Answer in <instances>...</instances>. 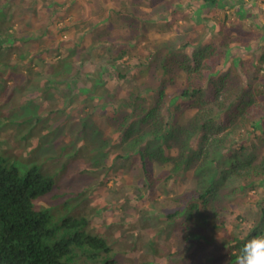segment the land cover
<instances>
[{
    "label": "trees",
    "instance_id": "1",
    "mask_svg": "<svg viewBox=\"0 0 264 264\" xmlns=\"http://www.w3.org/2000/svg\"><path fill=\"white\" fill-rule=\"evenodd\" d=\"M44 1L32 2L43 8ZM52 1L55 10L48 22L55 23L54 14L56 17L62 8H77L83 20H92L91 23L87 21L89 25L85 30L94 40L93 48L100 44L105 50L96 65L97 68L102 66L110 80L99 83V95L101 89L106 92L100 97L105 103L117 106L115 118L128 125L127 129L117 127L121 133L118 135L121 149L114 154L115 160L133 157L149 181H153L149 177L155 172V164L170 167L166 174L180 173L184 182L189 180L190 168L198 166L199 177L192 178L188 191H181L182 194H176L173 199L176 212L181 208L179 213L187 215L189 223L185 227L183 259L200 264H234L243 244L257 232H264V83H260L261 66L256 64L251 68L237 56L239 47L234 43L240 42L241 33L230 34L231 38L224 34L217 42L211 39V36L218 39L212 33L199 36L194 26L190 29L178 26L172 37L166 36L163 24L161 29L160 24L151 29L147 25L151 21L172 16L174 22L169 24H174L186 17L179 14L180 8L172 7L174 0H113L115 5L119 1L120 10H111L108 20H103L105 15L95 10L107 0ZM204 1L210 2L213 8L221 0H198L200 7ZM228 1L224 0L222 5ZM190 2L186 4L191 5ZM52 5L44 7L50 9ZM146 5L151 7L150 13L144 10ZM187 7L185 5V9ZM71 12L67 11L71 19L66 26H79V17H72ZM190 19L200 23L197 17ZM23 22H18L22 32L13 41L25 45L36 30L30 31ZM43 33L51 35L50 24L44 26ZM156 34L162 35L161 39H156L147 52L140 51L147 56L137 68L130 62L131 46L133 43L143 46L142 39ZM81 44L78 46L82 47ZM11 51L16 55H28L26 48L15 45ZM82 55L92 59L97 53L89 49ZM87 61L82 59L79 68L83 70ZM75 62L73 60L72 67L78 66L79 62ZM66 66L60 71L67 73L60 75L65 81L52 79L45 86L50 87L55 82L73 88L74 79L66 77L73 76L74 72L70 64ZM54 68V76L48 77L60 74L56 72L59 64ZM93 72L89 73H98ZM179 97L187 100L179 103V111L174 112L169 121L166 112ZM47 98L51 99L50 103L47 101L51 106L53 99ZM64 103L62 101V107L66 108ZM94 103L92 101V105ZM188 108L198 111L184 122L182 114ZM87 111L91 117L96 114V109L88 108ZM32 120L33 117H26L22 120L23 126L28 127ZM143 139L149 140V151H140L138 141ZM172 149L177 155L170 152ZM130 151L137 155L128 154ZM102 184L101 181L97 186L102 187ZM54 185V178L37 168L21 173L17 168H9L6 159L0 158V264H73L79 249L90 250L88 257L92 261L97 257L96 252L111 251L107 238L84 231L88 225L86 218L66 219L61 226L65 237L54 246L47 245L46 241L55 236L56 230L49 227L51 215L37 210L34 201L50 193ZM252 195L259 196L256 205L261 218L249 227L247 235H242L231 219L248 222L243 209L254 202ZM126 200L124 197L120 202L126 204ZM168 217L172 219L173 214ZM208 229L221 230L222 237H214ZM198 240L204 243L196 251L191 245Z\"/></svg>",
    "mask_w": 264,
    "mask_h": 264
},
{
    "label": "rangeland",
    "instance_id": "2",
    "mask_svg": "<svg viewBox=\"0 0 264 264\" xmlns=\"http://www.w3.org/2000/svg\"><path fill=\"white\" fill-rule=\"evenodd\" d=\"M32 1L0 0V158L6 159L9 168H17L21 173L37 168L54 178L53 190L34 201L37 210L47 211L51 215L49 227L56 230L55 236L46 241L47 245L54 246L57 241L65 237V230L61 226L66 219L87 217L91 222L83 228L84 231L92 236L107 238L111 251L96 252L97 257L92 261L88 257L90 250L79 249L76 251L73 264H200L183 259L185 227L189 223L187 215L179 213L181 208L178 207L176 212L173 202L176 194L178 196L181 191H188L192 186V178L199 177L198 166L190 168L187 177L189 180L184 182L181 178H177V175L173 178L167 177L166 171L170 167L156 165V176L163 179L152 187L146 185L142 167H138L133 157L115 160L114 154L121 149V138L118 135H107L102 131L104 123H97L96 119L107 113L105 106L101 105L104 102L103 97H100L99 108L97 105H92V101L93 103L98 101V80L97 74L92 75L89 72L97 70L96 63L99 62L100 55L105 53L100 44H96L93 48L94 40L85 30L89 25L88 22L91 23L92 20L90 18L88 22L83 20L82 12L77 8L71 10L62 8L60 10L63 11H60L56 17L54 14L55 23L54 21L50 23L49 17H53L55 10L53 1L43 0V8ZM190 1L194 4H186ZM256 1L258 5H264V0ZM174 3L179 7L188 5L183 10V13L187 14L185 21L174 24V28L177 29L178 25L185 24L184 27L190 29L194 26L199 33H203V24L195 23L187 17L189 15L191 18H196L195 0H181V2L174 0ZM242 3L249 5L246 0ZM31 4H33L32 10L28 8ZM49 4L53 7L50 9L44 7ZM230 4L236 5L235 0H231ZM143 8L148 13L152 11L150 7ZM95 10L105 15L103 20H108L111 10L114 12L120 10V3L118 1L115 5L113 0H107ZM67 11H72V17H79V26L74 24V26H66L71 19V16H67ZM156 17L158 18V15ZM171 19V17L164 21L157 19L147 25L155 29L153 28L157 25L155 22L162 25L167 24ZM21 21H24L30 31L36 30L33 38L25 41V48L29 53L24 62L31 66L38 63V66L35 65L38 74H42L45 68L52 64H59L56 72L60 73L61 68H67V64L71 66L73 60L76 61L75 64L79 62L76 64L78 66L82 63V59L89 60L83 70L71 66L74 68V75L66 78L74 79L73 88L55 82L50 87H46L48 80L65 81L60 75L67 73L57 74L55 78L26 75L24 70L29 67L24 65L22 55H9L7 34L15 33L16 26ZM46 24H50L51 35L43 33ZM117 27L121 26L117 24ZM247 29L248 25L246 31ZM21 32L20 29L17 35ZM165 32L167 37L168 34L169 36L173 34L169 29H165ZM159 35L142 39L143 48L140 46L142 44H138L130 56L133 65L137 68L142 65L147 53L141 54L140 49L147 52L151 44L161 37ZM89 49L97 53L94 55L96 59L95 57L88 59L82 55V52ZM38 55H41L40 60ZM237 56L252 58L251 55H246L245 51L243 55ZM254 58L244 61L245 64L251 68L255 67L257 58ZM51 70L52 68H49V73ZM53 72L54 70L50 75H53ZM102 94L105 95L106 92L101 89L100 95ZM47 97L53 99L54 103L51 106L47 103V101L50 103L51 99ZM185 100L179 97L172 103L166 112L169 121L172 114L174 116V112L179 111V103ZM62 101L63 103L66 101L64 103L66 108L62 107ZM88 108L96 109L93 117L88 114ZM195 113L196 110H188L182 114L184 122L190 120ZM25 116L35 118L29 122L28 127H24L22 123V118ZM236 146L239 147V143ZM174 153L177 154V151ZM128 154L137 155L135 151H130ZM101 181L102 187L97 186ZM88 183L90 185L87 188ZM260 191L263 192V188ZM124 197L127 199L126 204L120 202ZM251 200L254 202H250L247 208L243 209L248 222L231 219L235 229L241 231L242 235H247L249 227L256 225L261 218L260 210L256 205L259 196L252 195ZM170 213L173 214L172 219L168 217ZM208 232L217 238L222 237L223 234L221 230L208 229ZM194 242L191 246L196 251L204 243L202 240Z\"/></svg>",
    "mask_w": 264,
    "mask_h": 264
},
{
    "label": "clouds",
    "instance_id": "3",
    "mask_svg": "<svg viewBox=\"0 0 264 264\" xmlns=\"http://www.w3.org/2000/svg\"><path fill=\"white\" fill-rule=\"evenodd\" d=\"M230 1L231 0L228 1L227 5H222L223 0H221V1H219V5L213 7L215 12L211 14L212 21L206 22L207 24L211 23L213 25V27H214L213 32H210V29H211L210 27L203 29V31H202L203 33H199V30H197V32L199 33V36H205L207 33H209L208 35H210L212 33L213 36H214V34H218V37H219L218 39H215L214 37L211 36V39H214L217 42H220L222 40V37L224 36V34L228 38H231L230 34L237 36L238 32H240L241 33V35L239 36V39H241V40H239L240 42L234 43L236 46L239 47V51L237 52V54L243 55V50H242L243 48H240V47L244 46V48H247V47L251 48L249 52L246 51V55H251V57H252L251 59L248 56L247 57L241 56V57H242L243 61L253 60V57H255L254 59L257 58V64L259 66H261V68H262L259 70L260 75H261L260 83H264V61L261 62L264 59V5L263 6L258 5L256 0H253V1L246 0V2H248V4H249L248 6H246L245 4L242 3L243 0H235L236 5L230 4ZM172 3H174V2H172ZM176 4L177 3L173 4L172 7L175 6V9H177V10L180 8L181 14H182L181 16L187 15V14L183 13V10L185 9V4L182 7H178ZM190 4H191V2H190ZM146 7H148V6L146 5ZM196 9H198V7ZM230 9L231 10L234 9L232 11V13H231ZM34 16H36V15L34 14ZM169 17L172 18V16H169ZM168 18H166V19L162 18L161 21L167 20ZM185 18H180L179 21H182V20L185 21ZM189 18H190V16H189ZM198 20L200 21L201 24H206L203 21L207 20V19H205L204 16H202V17L198 18ZM172 22H174V21H172V19H171L170 21H168L167 24L163 23V26H164L163 30L165 31V29H169L171 31V33H173L171 36H169V34H168L169 37H172L175 34L176 29L174 28V24H178V22H176L174 24H169ZM155 23L159 24L158 22H155ZM247 25H248V29L251 28V30L246 31ZM178 26H185V24L178 25ZM16 27H17V30H15V33H8L7 34L9 55H16V53H13L11 51L13 45H15L19 48L25 49L24 44L16 43L13 41L14 38L16 41L17 37L19 36V34L17 35V33H19L18 25ZM153 28H156V25H154ZM160 29H161V25H160ZM218 29L220 31H217ZM250 33H253V36H255V38L250 39V37H248V34H250ZM13 34H15V35H13ZM159 36H162V35H159ZM257 36H259L260 38L258 39ZM159 39H161V37ZM73 41H74V39H73ZM248 41L254 42V44L263 43L262 54L256 55L255 52L257 50L256 49L257 47L252 48L247 43ZM137 47H138V43H133V45L131 46L132 53H133V50H135ZM141 47L143 48V46H141ZM140 51H143V49H140ZM233 52H235V51H233ZM27 53H29L28 50H27ZM27 58H28V55H22V61H23L24 65L26 67H29L27 70H24L26 75L34 74V75H40V76L48 77V75H50V73L55 69L54 65H57V64H52V65H50V67L45 68V70L42 74H38L37 73V67H35V65L38 66L39 64L35 63L34 66H31L30 64H26L24 62V60H26ZM38 58L41 59V55H38ZM32 62H33V60H32ZM76 67H79V66H76ZM49 68H52L50 73H49ZM71 71L74 72V68H72ZM93 73H97L96 76H97V80H98V101L95 102L94 104L97 105V107H100V95H99V85L100 84L99 83H101V82L105 83V82L109 81L110 75L109 74L107 75L106 72L104 71V69L102 68V66H100V65L98 66L97 70L94 71ZM84 80L89 81L87 79H84ZM103 83H101V84H103ZM102 104L105 106L107 113L105 115H100V117L96 119L97 123H104V125L102 126V131L104 133H107V135H110V136L121 134L119 131H117V127L118 128L122 127V128L127 129L128 125L124 122H121V121L119 122V120H117V118H115L117 115L115 116L114 111H116L117 106L112 105L111 103H105V101L102 102L101 105ZM189 110H196V113L198 111L195 108L189 109ZM26 117H28V116L23 117L22 120H24ZM33 120H35L34 117H33ZM111 120H113V121H111ZM138 142H139L140 151H143V150L149 151L150 150V144H149L148 139L147 140L143 139V141H138ZM175 151H176L175 149H172L170 152L175 156V155H177L174 153ZM165 153L169 154V151L165 150ZM156 165H159V164H155V166H154L155 172H154L153 176L149 177L153 181H149V179L146 178L143 174V178H144L146 185H150V184L156 185L158 182H161L160 180L163 179V178L160 179V177L156 176V169H157ZM161 167H167V166H161ZM142 173H143V171H142ZM166 175L168 178H173L175 175H177V178H180V173H174L171 175L168 173ZM165 179L166 178H164V180ZM166 180H168V179H166ZM81 218H86L88 221V224H90L91 220L89 218H87V217H81ZM234 264H264V232H257L255 235H253L249 240H247L243 244V246L240 249L239 255L235 257Z\"/></svg>",
    "mask_w": 264,
    "mask_h": 264
},
{
    "label": "crops",
    "instance_id": "4",
    "mask_svg": "<svg viewBox=\"0 0 264 264\" xmlns=\"http://www.w3.org/2000/svg\"><path fill=\"white\" fill-rule=\"evenodd\" d=\"M224 1V0H223ZM195 3H197V5L199 6V10H197V9H195L196 10V13H194V15L197 17V18H200V17H202V16H204V18L205 19H207V21H212V16H211V14L212 13H214L215 12V10L212 8V7H210V2H207L206 3V1H204V5H203V7H200V5L198 4L199 2H198V0H195ZM228 3H226L225 5H227ZM203 28L204 29H206V28H211L210 29V32H213L214 31V27H213V25L211 24V23H209V24H203ZM249 30H251V28H249L247 31H249ZM214 36L215 37H217V38H219L218 37V34H214ZM248 37H250V39L251 38H255V36H253V33H250V34H248ZM258 37V39L260 38L259 36H257ZM257 39V38H256ZM252 48H255V47H257L256 49V55H260V54H262V51H263V43H259V44H254V42H250V41H248L247 42ZM250 47H247V48H243L242 50L243 51H247V52H249L250 51Z\"/></svg>",
    "mask_w": 264,
    "mask_h": 264
}]
</instances>
